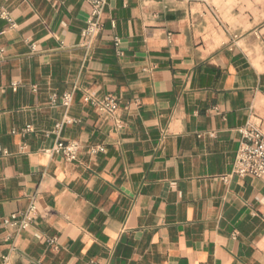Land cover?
Wrapping results in <instances>:
<instances>
[{
	"label": "crops",
	"instance_id": "obj_1",
	"mask_svg": "<svg viewBox=\"0 0 264 264\" xmlns=\"http://www.w3.org/2000/svg\"><path fill=\"white\" fill-rule=\"evenodd\" d=\"M244 4L109 0L87 50L84 0H0V221L39 211L0 227V264H264V177L234 174L239 131L264 134V11ZM109 96L114 117L85 101ZM61 140L76 161L46 152Z\"/></svg>",
	"mask_w": 264,
	"mask_h": 264
},
{
	"label": "built area",
	"instance_id": "obj_2",
	"mask_svg": "<svg viewBox=\"0 0 264 264\" xmlns=\"http://www.w3.org/2000/svg\"><path fill=\"white\" fill-rule=\"evenodd\" d=\"M91 8L90 18L87 27L82 31L83 46L90 50L92 49L95 40L102 30V21L105 13V8L109 0H84ZM0 19L12 23L11 15L0 5ZM119 40H116V47H119ZM13 92H17L18 83H12L10 86ZM6 93L4 87H0V96ZM72 101L70 95H65L62 102L68 106ZM86 102L90 103L99 113L114 117L119 109V103L114 97H105L103 99L87 98ZM71 121L65 120L55 126L54 132H60L65 124H70ZM28 127L26 132H30ZM241 134L240 146L237 152L236 162L234 166V174L239 177H264V134L255 128H244L239 131ZM81 151V144L78 141H59L50 150L46 151L49 154H57L63 156L67 161L74 162L77 160L78 154ZM97 151L103 152L100 148ZM38 206L36 198L30 200L28 208L22 213H15L10 217L0 221V227L6 229H14L17 232H22L31 228L38 217ZM53 245L54 241H50Z\"/></svg>",
	"mask_w": 264,
	"mask_h": 264
},
{
	"label": "rangeland",
	"instance_id": "obj_3",
	"mask_svg": "<svg viewBox=\"0 0 264 264\" xmlns=\"http://www.w3.org/2000/svg\"><path fill=\"white\" fill-rule=\"evenodd\" d=\"M244 2L247 11H249V9H253V7H254V11L256 12H258L257 9L259 8L260 11H264V0H244ZM261 17H264V14H261Z\"/></svg>",
	"mask_w": 264,
	"mask_h": 264
}]
</instances>
